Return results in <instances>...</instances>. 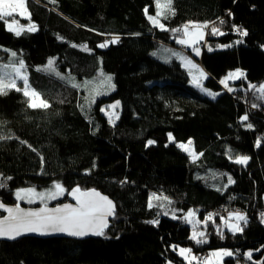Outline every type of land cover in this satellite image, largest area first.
Masks as SVG:
<instances>
[{"label": "trees", "instance_id": "16d2710c", "mask_svg": "<svg viewBox=\"0 0 264 264\" xmlns=\"http://www.w3.org/2000/svg\"><path fill=\"white\" fill-rule=\"evenodd\" d=\"M172 7L175 15L159 17L163 29L148 19L156 0H27L30 20H19L36 31L20 36L0 20V65L22 60L29 84L49 105L31 108L15 89L0 94V202L17 204L16 190L59 182L66 197L50 205L68 201L76 187L97 189L116 204L103 235L0 240V264L180 263L178 246L198 255L228 248L245 264L242 251L264 243V0H172ZM189 22L207 24L199 57L178 43ZM186 56L214 97L192 84ZM50 59L54 70H44ZM233 70L244 75L229 91L221 81ZM101 74L114 87L90 101L77 81ZM112 102L119 115L110 123L101 107ZM169 134L170 153L184 163L165 167L150 155L145 168L133 160ZM189 139L196 161L177 146ZM241 156L246 163H236ZM189 210L205 220L212 214L206 226H195L204 243L191 239ZM232 212L246 217L241 232L228 227Z\"/></svg>", "mask_w": 264, "mask_h": 264}, {"label": "snow or ice", "instance_id": "6c2138e0", "mask_svg": "<svg viewBox=\"0 0 264 264\" xmlns=\"http://www.w3.org/2000/svg\"><path fill=\"white\" fill-rule=\"evenodd\" d=\"M157 13L156 16H149L148 19L155 25L160 28H164V25L160 23L159 17L165 16L170 13L175 15V9L172 7V0H156ZM19 12L21 16H25L27 14L28 19L30 20V13L27 10L26 0H0V20L5 21L7 28L9 31L14 32L16 36H20L25 30L28 32L36 31V26L34 24H29L26 29L25 26L20 25L19 22L13 19L10 23L7 21V17H12L14 13ZM147 13V9H145ZM193 29L192 31H190ZM207 27V24H197L193 22H189L183 25L184 35L188 37L187 39H181L178 43L181 44H194L197 40L203 39V31L202 29ZM174 31H180V29H176ZM239 31V29H238ZM214 33H218L219 30L213 28ZM242 35H246V32H242ZM119 40V37H114L111 42H116ZM108 42L99 45V47H106ZM199 54L198 49H193ZM12 57L16 56V53H11ZM174 55H179L175 54ZM185 61L186 66L196 67L192 64L190 60H187L184 57H180ZM54 61L49 60L46 68L44 70L53 71L54 70ZM8 69L11 71L9 72ZM24 63L23 61H19V65L17 66L15 62L10 61L9 64L0 65V94H7V90L15 89L16 91L23 90V94L26 97H30L28 101V105L31 108H47L49 107L48 102L43 100L38 92L34 89H31V86L28 83L27 75L23 73ZM14 74V75H13ZM244 74L237 70L235 73H229L228 77L225 80L221 81L227 87L228 79H236ZM205 77V74L201 70L199 75H193L192 83L197 87H200L203 91H208L207 89H203L202 87V79ZM23 80L24 87L23 89L16 87V80ZM111 76L105 77L106 82L109 83L110 87H114L111 85ZM88 82H86L87 84ZM73 86H77L73 84ZM249 87H255L250 85ZM232 89H229L231 91ZM258 91L264 97V84L260 85ZM101 94L100 92H96L95 95ZM212 95V93H209ZM112 105L110 107L115 108L118 105ZM256 105H253L255 107ZM104 111L103 109H101ZM116 115L115 113L110 114L109 122H114L112 117ZM118 118V116H116ZM243 120H247V116L242 117ZM249 128L252 127L251 124L248 125ZM169 139H173L171 134H169ZM154 143V141H149V144ZM192 141L189 140L187 144H180L179 147L183 150L190 153L193 156V159L197 158V154L191 149ZM202 155V154H201ZM248 160V157L241 156L237 157L236 163L244 164ZM228 183H233L231 177L228 178ZM0 187H3L0 184ZM55 191H49L48 193H37L35 189H19L16 192L17 199H27L29 203L33 202V199H55L57 196H60L64 193L65 189L59 183L54 185ZM71 195L74 197L76 203L72 204H63L56 208L49 209L45 204V207L37 209V210H25L22 209L19 204L15 207H6L3 204H0V208H5L8 215L0 219V237H6L9 239H15L16 237L21 236L24 233L28 232H63L67 233L71 236L83 237L88 235L89 233L95 235H103V229L108 227L109 216L114 215L115 206L108 197L101 195L95 189L82 191L79 187L73 188L71 191ZM153 198L160 199V197H156L153 194ZM163 199H167L164 197ZM151 200L149 201V207H152ZM195 216V212L189 210V212L185 215V219L189 223H193V234L191 239L196 241V243H204L205 241L200 239V237H204L205 233L197 232L195 230V223L191 218ZM230 217H235L237 221H245L246 217L240 213H230ZM212 214L210 213L206 220H211ZM152 223H156L152 221ZM227 223V221H226ZM230 230L235 232H241L243 229L239 226V223L230 224ZM222 237V233H221ZM179 254L184 257L185 260H188V264H192L193 260L197 258L191 255V249L181 248L179 250ZM233 253L228 250H220L217 252H213L212 256L217 258H222L225 256H232ZM249 258H251V253L246 254Z\"/></svg>", "mask_w": 264, "mask_h": 264}, {"label": "rangeland", "instance_id": "374dc122", "mask_svg": "<svg viewBox=\"0 0 264 264\" xmlns=\"http://www.w3.org/2000/svg\"><path fill=\"white\" fill-rule=\"evenodd\" d=\"M26 3H27V0H26ZM19 18L28 19L27 14L25 16H21L19 14V12L14 13L12 17H7L6 19H7V21L9 23L13 19H15V20H17L19 22L20 25L25 26V29H26V27L31 22L28 23V24H24L21 20H19ZM31 24H33V23H31ZM192 30L193 29H191V27H190V31H192ZM202 31L204 33L203 39L197 40L194 44H187L189 46V49H191L195 53V55L197 57H199L201 55V48L199 47V44H200V42H203L206 39V31H205V29L203 28ZM187 38L188 37L185 36L183 39H187ZM193 49H198L199 50V54H197L196 51H194ZM190 58L192 60L191 61L192 64H194L198 68V70L201 71V68L199 67V65L196 64V61L194 60V58L193 57H190ZM192 68L193 67H191L190 69L193 71V72H191L192 79H193V75H199V73L196 72V70H193ZM8 71L10 72L11 70L8 69ZM22 71H23L24 74L27 75V78H28V73H27L26 69L24 68ZM239 71L242 72V70H239ZM235 72H237V70H233V71H231L229 73H235ZM229 73H228V75H229ZM228 75L226 77H228ZM107 76H110V75L101 74L95 80H92V81H89V80L79 81L78 80L77 83H78L79 87L87 93V99H89L91 101L94 98H99V97H102L103 98L105 96H108L109 93L112 91V88L113 87H110L109 86V83L106 82V80H105V77H107ZM226 77H224L222 79V81L225 80ZM239 78H236V79H228L227 80V87L225 86L224 83H221V85L225 89H230L232 87V83L234 81L238 80ZM205 80H206V77H204L202 79V81H201L203 89H205V87H204ZM86 82H88V83L86 84ZM191 82H192V80H191ZM28 83H29V81H28ZM110 83H111V85H113L112 80H111ZM262 84H264V82ZM194 86H196V85H194ZM16 87L17 88H20V89H23V87H24L23 80L17 79L16 80ZM259 87H258V89H259ZM198 88H200V87H198ZM31 89H33V88L31 87ZM97 91L100 92L101 94L95 95V93ZM21 92L23 93V90H21ZM206 92H207V95H209L211 97H214L216 95V93L214 91L208 90ZM209 93H212V95H210ZM26 99H27V101H29L30 97H26ZM116 104H117V102H112V103H107V104L104 103V104H102V107H101V109L104 110L102 112L105 114V116H107L108 119H109L110 114H112V113H115L116 114V115H114L112 117V119H113L114 122L117 120L116 116L119 115V111H118L119 103H118V105L115 108H112L110 106L116 105ZM171 136H172L173 139H171V140L169 139L168 142H160V141L151 140V141H154V143L149 144V142H148V144L146 146V150L143 153H141V154L135 155L133 160H137V161L141 162L145 168H147L149 166L148 156H150V155L151 156H155V157H160L162 159V161L164 162V166L165 167L167 166V164L169 165V164H176V163H184L186 161L185 158L178 157V156L170 153V151H169V145H170V143L174 142V140H175V138H174V136L172 134H171ZM189 140L192 141V145L190 147L197 154V158L196 159H193V156L190 155L189 152H187L185 150L184 151L187 154L188 160L196 161L200 157V154L195 150L193 139H189ZM188 141H186V142H179L177 144V146L179 147L180 144H187ZM56 183H59V182H55L48 189H37V188H34V187H30V188L31 189H35V191L37 193H48L49 191H55L54 185ZM30 188H20V189H30ZM63 188L65 189L64 193L62 195H60V196H57L55 199H45V200L42 201L40 199H35L34 198L32 203H29L27 199H20V200H18L17 199V196H16V192L19 190L18 189L15 192V199H16L17 204H23V205H26V206H37V205H39V206H45V204L46 205H50V204H52L55 201H58V200H61V199H65L66 194H67V190H66V188L64 186H63ZM156 197H157V195H156ZM154 199L155 198H153V200ZM232 213H234V212H232ZM191 219L194 222H196L195 223V226H199V225L206 226V220L205 219H200V217L196 213H195V216L192 217ZM236 223H239V221H237L235 219V217H229L228 227H229L230 224H236ZM191 224L193 225V223H191ZM196 231L197 232H204V230L202 228H200L199 230H196ZM181 248H186V247L178 246L177 249H176V252L178 254H179V250ZM220 250H228V251H231L233 253V255L232 256H225V257H222V258H217V257L212 256V253L213 252H217V251H220ZM249 252L251 253V258H249L246 255ZM242 254L244 255L245 259L247 260L246 261L247 263H245V264H264V243L247 247V248H245L242 251ZM191 255L192 256H195L197 258L196 260H193L192 261V264H236V262H235L236 254L231 249H228V248H217V249H213L207 255H203V254H199L198 255V254H196V253H194V252L191 251ZM179 256L182 258L183 262L177 263V262L168 261L166 264H188V260H185L184 257H182L180 254H179Z\"/></svg>", "mask_w": 264, "mask_h": 264}, {"label": "water", "instance_id": "95a60500", "mask_svg": "<svg viewBox=\"0 0 264 264\" xmlns=\"http://www.w3.org/2000/svg\"><path fill=\"white\" fill-rule=\"evenodd\" d=\"M253 86H256V85H253ZM255 87H251V89H253ZM91 190V189H90ZM97 192H99L101 195L103 196H106L108 197L107 195L103 194L102 192H100L99 190L95 189ZM72 191V190H71ZM71 191L68 193V201L64 202V203H61V204H58V205H47V207L49 209L51 208H56L58 206H61L63 204H72V205H75L76 201L74 199V197L71 195ZM87 191V190H85ZM109 200H111L115 206V209H114V215H115V212H116V204L115 202L110 199L108 197ZM0 204H3L5 205L6 207H15L17 204H4L2 202H0ZM19 206L22 208V209H25V210H37V209H40V208H43L45 206H26V205H22V204H19ZM0 212H2L4 215L2 217H0V219H2L3 217L7 216L8 213L7 211L5 210V208H0ZM114 215L112 216H109L107 218L108 220V225L110 223V220L114 217ZM107 228V227H106ZM104 228L103 231L106 229ZM98 235H95V234H92V233H89L88 235L86 236H83V237H77V236H71V235H68L67 233H63V232H47V233H40V232H28V233H24L22 234L21 236L19 237H16L15 239H9V238H6V237H0V240L1 241H9V242H12V241H17L21 238H25V237H36V238H67V239H74V240H85V239H89V238H92V237H97Z\"/></svg>", "mask_w": 264, "mask_h": 264}, {"label": "crops", "instance_id": "0c3cea01", "mask_svg": "<svg viewBox=\"0 0 264 264\" xmlns=\"http://www.w3.org/2000/svg\"><path fill=\"white\" fill-rule=\"evenodd\" d=\"M185 58H186L187 60L192 61L191 58H190L189 56H186ZM196 64H197V62H196ZM184 65H185V61H184ZM193 65H194V64H193ZM185 66H186V65H185ZM186 67L189 68V69L191 68V66H186ZM192 69H193V70H197L198 73L200 72V71H198V68H197V67H193Z\"/></svg>", "mask_w": 264, "mask_h": 264}, {"label": "built area", "instance_id": "2783aa9c", "mask_svg": "<svg viewBox=\"0 0 264 264\" xmlns=\"http://www.w3.org/2000/svg\"><path fill=\"white\" fill-rule=\"evenodd\" d=\"M182 48H184V46H182ZM237 211L239 210L238 208L236 209ZM222 214H225V212H222ZM241 226H244V223H241Z\"/></svg>", "mask_w": 264, "mask_h": 264}]
</instances>
